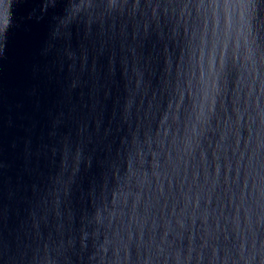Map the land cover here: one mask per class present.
Instances as JSON below:
<instances>
[{
	"label": "clouds",
	"instance_id": "1",
	"mask_svg": "<svg viewBox=\"0 0 264 264\" xmlns=\"http://www.w3.org/2000/svg\"><path fill=\"white\" fill-rule=\"evenodd\" d=\"M16 3L0 264H264V0Z\"/></svg>",
	"mask_w": 264,
	"mask_h": 264
},
{
	"label": "water",
	"instance_id": "2",
	"mask_svg": "<svg viewBox=\"0 0 264 264\" xmlns=\"http://www.w3.org/2000/svg\"><path fill=\"white\" fill-rule=\"evenodd\" d=\"M23 14L16 0H5L0 7V25L6 24L13 16ZM41 31L40 26H34L30 34L21 31L12 33L8 44V60L0 62V89L9 96L18 94L25 79V64L31 47Z\"/></svg>",
	"mask_w": 264,
	"mask_h": 264
}]
</instances>
